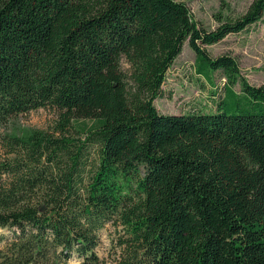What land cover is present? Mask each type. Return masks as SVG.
I'll use <instances>...</instances> for the list:
<instances>
[{
  "label": "trees",
  "instance_id": "obj_1",
  "mask_svg": "<svg viewBox=\"0 0 264 264\" xmlns=\"http://www.w3.org/2000/svg\"><path fill=\"white\" fill-rule=\"evenodd\" d=\"M219 22L174 0H0V264H264V86L207 51L264 22V0ZM186 45L223 99L160 114ZM46 108L53 133L6 132Z\"/></svg>",
  "mask_w": 264,
  "mask_h": 264
},
{
  "label": "rangeland",
  "instance_id": "obj_2",
  "mask_svg": "<svg viewBox=\"0 0 264 264\" xmlns=\"http://www.w3.org/2000/svg\"><path fill=\"white\" fill-rule=\"evenodd\" d=\"M174 1L186 4L194 19L209 30H215L219 26L220 17L226 20L244 14L253 2V0ZM207 51L214 59L224 55L236 59L242 77L251 86H264V22L252 26L241 34L228 36L223 42L207 47ZM195 60V52L186 45L183 53L167 74L162 88V98L155 101L160 114L216 112L223 99L222 90L226 81L220 73L214 74L212 81L198 76L194 69ZM235 90L239 93L240 86L237 85ZM58 119L56 110L40 109L14 119L6 132L36 129L53 133ZM10 237H12L11 231L0 229V249L5 247L6 239ZM113 237L114 230L111 226L101 232V245L97 250L100 257L108 258ZM69 264H79V261L72 259Z\"/></svg>",
  "mask_w": 264,
  "mask_h": 264
},
{
  "label": "water",
  "instance_id": "obj_3",
  "mask_svg": "<svg viewBox=\"0 0 264 264\" xmlns=\"http://www.w3.org/2000/svg\"><path fill=\"white\" fill-rule=\"evenodd\" d=\"M43 210V209H42ZM79 264H80V262H79Z\"/></svg>",
  "mask_w": 264,
  "mask_h": 264
}]
</instances>
